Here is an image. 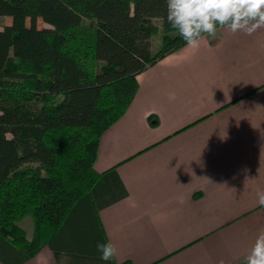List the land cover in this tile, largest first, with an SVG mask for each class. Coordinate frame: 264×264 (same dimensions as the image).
I'll use <instances>...</instances> for the list:
<instances>
[{
	"label": "crops",
	"instance_id": "0c3cea01",
	"mask_svg": "<svg viewBox=\"0 0 264 264\" xmlns=\"http://www.w3.org/2000/svg\"><path fill=\"white\" fill-rule=\"evenodd\" d=\"M138 78L95 165L94 203L117 257L102 260L88 240L89 253L46 246L21 264H244L264 229V28L219 30Z\"/></svg>",
	"mask_w": 264,
	"mask_h": 264
},
{
	"label": "trees",
	"instance_id": "16d2710c",
	"mask_svg": "<svg viewBox=\"0 0 264 264\" xmlns=\"http://www.w3.org/2000/svg\"><path fill=\"white\" fill-rule=\"evenodd\" d=\"M0 16L12 17L0 30V260L46 246L89 253L88 240L107 242L93 197L101 137L138 76L186 44L167 0H0Z\"/></svg>",
	"mask_w": 264,
	"mask_h": 264
},
{
	"label": "clouds",
	"instance_id": "9594fccd",
	"mask_svg": "<svg viewBox=\"0 0 264 264\" xmlns=\"http://www.w3.org/2000/svg\"><path fill=\"white\" fill-rule=\"evenodd\" d=\"M167 23L187 48L199 49L205 36L215 40L219 30L251 36L264 28V0H167ZM257 197V203L264 206V191L258 192ZM96 249L104 261H112L118 255L117 246L110 239L97 242ZM244 264H264V229L257 235Z\"/></svg>",
	"mask_w": 264,
	"mask_h": 264
},
{
	"label": "rangeland",
	"instance_id": "374dc122",
	"mask_svg": "<svg viewBox=\"0 0 264 264\" xmlns=\"http://www.w3.org/2000/svg\"><path fill=\"white\" fill-rule=\"evenodd\" d=\"M11 23H12L11 16H0V28L3 26L5 27L6 25H10ZM39 25L40 27H52V25L44 21L43 18L40 19ZM161 44H162L161 33L152 37L151 39L152 51H157L161 47ZM22 226L26 229L28 237L31 238L35 230L32 217L31 216L26 217L22 222Z\"/></svg>",
	"mask_w": 264,
	"mask_h": 264
}]
</instances>
